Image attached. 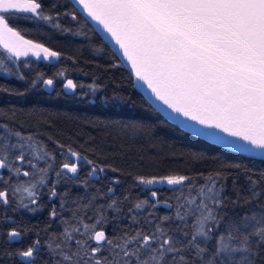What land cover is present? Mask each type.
I'll use <instances>...</instances> for the list:
<instances>
[{
	"label": "trees",
	"instance_id": "16d2710c",
	"mask_svg": "<svg viewBox=\"0 0 264 264\" xmlns=\"http://www.w3.org/2000/svg\"><path fill=\"white\" fill-rule=\"evenodd\" d=\"M39 2L53 21L37 20L20 12L3 14L20 32L21 39L41 43L60 55L44 59L38 54V60L31 61L22 54L19 59H7L0 51V58L10 69L9 75L0 72V125L21 132L26 140L31 137L30 143L45 150L51 159L39 163L35 177L0 169V191L7 190L9 200L7 206L0 202V264H20L17 253L37 240L35 264H56L59 257L48 245L59 242L66 228L74 237L68 242L72 251H76V239L97 247L89 235L72 230L83 232V224L91 228L101 217L95 230H104L114 242L125 233L147 234L158 226L176 235L177 198L187 196L190 186L199 189L217 172L226 177L221 181L226 205L221 215L231 216L255 207V201L247 203L248 189L254 180L257 188L264 190V160L212 145L166 121L144 99L129 71L68 0ZM46 79L53 80L52 89L45 88ZM68 79L77 85L74 91L64 88ZM90 86L97 91L93 93ZM114 95L126 103L114 104ZM0 133H4L3 128ZM7 139L13 144L17 140L15 136ZM24 151L31 153L28 148ZM72 152L78 153L79 159ZM18 154L12 152L8 163ZM31 158L26 155V160ZM65 163H75L77 172H69L63 167ZM19 166L33 171L27 163ZM39 168L45 172L39 173ZM41 175L44 183L34 189L35 204L25 192L14 195L17 187L36 183ZM167 176H185L187 180L183 186L150 188L139 182L141 178ZM53 190L57 193L54 197ZM22 197L27 207L21 206ZM237 200L239 204L234 203ZM14 230L20 237L10 240L8 233ZM182 230L189 231L187 227ZM107 247L104 245L98 256H108Z\"/></svg>",
	"mask_w": 264,
	"mask_h": 264
},
{
	"label": "snow or ice",
	"instance_id": "6c2138e0",
	"mask_svg": "<svg viewBox=\"0 0 264 264\" xmlns=\"http://www.w3.org/2000/svg\"><path fill=\"white\" fill-rule=\"evenodd\" d=\"M74 2L82 6L87 16L101 25L119 46L117 52L130 65L134 83L147 86L154 111L164 112L182 128L214 144L264 157V0ZM10 10L31 13L37 20H54L52 15L44 14L39 0H0V34L6 30L21 37L3 14ZM55 26L59 27L58 24ZM23 43L46 53L44 59L60 55L32 40L25 39ZM8 51L19 59V51ZM0 72L10 74L3 58H0ZM43 83L51 87L54 82L46 79ZM76 87L71 79L64 84L65 89L74 91ZM90 88L93 93L97 91L95 86ZM112 101L114 104L126 103L116 95ZM0 128L6 133H0V169L7 168L17 176L35 177L39 163H47L51 157L38 145L30 143L31 137L26 140L19 131H10L4 125ZM8 136H15L16 143H9ZM25 148L31 149V153H26ZM14 151L19 154L9 164ZM26 155L32 158L26 160ZM71 155L79 159L78 153ZM25 163L30 165L32 172L19 166ZM63 167L73 174L77 172L75 163H65ZM44 172L45 169L39 168V173ZM164 179L168 185L183 186L187 177L167 176ZM223 179L226 177L217 172L206 178L199 189L190 186L187 196L177 198L179 225L176 235L158 226L147 234L140 231L135 235L125 233L114 242L104 230H95L103 220L101 217L91 228L83 224V232L79 228L72 230L81 236L89 235L97 247L89 245L87 240L76 239V251H72L68 242L74 237L67 228L60 241L51 242L48 247L59 257L56 264H258V261L264 264V257H261L264 190L257 188L256 181H251L247 203L255 201V207L231 216L221 215V210L226 207ZM139 182L146 185L160 183L143 178ZM43 183L41 175L36 183L17 187L14 195L25 192L35 204L34 189ZM56 194L55 190L51 192L53 197ZM152 195L155 197L156 192ZM23 199L20 204L27 207ZM0 202L3 206L8 205L7 190L0 191ZM234 203L239 204V200ZM52 216H56L55 209ZM183 227L189 231H183ZM8 237L19 239L20 233L14 230ZM104 245L108 246L109 255L100 257L98 253L104 250ZM38 250V240L26 250H20L17 253L20 264H35Z\"/></svg>",
	"mask_w": 264,
	"mask_h": 264
},
{
	"label": "water",
	"instance_id": "95a60500",
	"mask_svg": "<svg viewBox=\"0 0 264 264\" xmlns=\"http://www.w3.org/2000/svg\"><path fill=\"white\" fill-rule=\"evenodd\" d=\"M73 6L74 8L84 17V19L91 25V27L95 30V32L100 36V38L107 44V46L111 49V51L115 54V56L117 57V59L119 60V62L129 71V73L131 74V67L130 65H128L127 61L124 60L122 58V56L117 52V49H118V45L115 44V42L112 40L111 36L106 33L105 31H103L102 29V26L97 24L96 22L92 21L91 17L87 16V13L86 11H84L83 7L80 6V5H77L74 0H68ZM20 13H24V12H20ZM24 14H29L31 15V13H24ZM19 52L23 55V57L27 60H31V61H34V60H38L37 59V54L31 50L28 49V47L25 45V44H22L19 46ZM132 76V75H131ZM134 81H135V77L132 76ZM137 88H138V91L143 95L144 99L151 105V107H155V105L152 104V102L148 99V96L150 95L149 91L147 90V86L146 85H142V84H137L135 83ZM45 86V85H44ZM54 87V83H53V86L51 87H48V86H45L46 89H52ZM154 99V98H153ZM157 104H159V102H156ZM166 121H168L169 123L177 126L178 128H180L181 130L189 133L190 135L196 137V138H199L201 140H204L212 145H215V146H218V147H221L223 149H227V150H231V151H234L232 149H228L226 147H224V145H221V144H214L211 140L205 138V137H198V136H195L194 134H192L191 132H189L187 129L185 128H182L179 124H177L175 121L173 120H170L168 119V117L164 114V112L162 111H158L156 110ZM170 112V110H167ZM182 119V118H181ZM236 152V151H234ZM237 153H241V154H244V155H248V156H251V157H255V158H258V159H261V160H264V157H261V156H253V155H250L249 153H246V152H237Z\"/></svg>",
	"mask_w": 264,
	"mask_h": 264
},
{
	"label": "rangeland",
	"instance_id": "374dc122",
	"mask_svg": "<svg viewBox=\"0 0 264 264\" xmlns=\"http://www.w3.org/2000/svg\"><path fill=\"white\" fill-rule=\"evenodd\" d=\"M10 11L16 12L15 10H10ZM22 44H24L23 39L17 38L16 36H13L12 34L8 33L6 30L2 34H0V51L5 53L8 57L9 56L14 57V55H11L9 53L8 49H13V50L17 51V48ZM26 46L28 47L29 50L35 52L37 54V56H38V54H40V58L42 56L46 55V53H44L40 49L33 48L30 45H26ZM152 180L160 181V183H154L152 185L144 184V186L147 188H150V187H154V186H160V185L167 186L168 185L167 182L165 181V179H152Z\"/></svg>",
	"mask_w": 264,
	"mask_h": 264
},
{
	"label": "flooded vegetation",
	"instance_id": "af4514ba",
	"mask_svg": "<svg viewBox=\"0 0 264 264\" xmlns=\"http://www.w3.org/2000/svg\"><path fill=\"white\" fill-rule=\"evenodd\" d=\"M18 48H19V47H18ZM18 48H17V49H18Z\"/></svg>",
	"mask_w": 264,
	"mask_h": 264
}]
</instances>
